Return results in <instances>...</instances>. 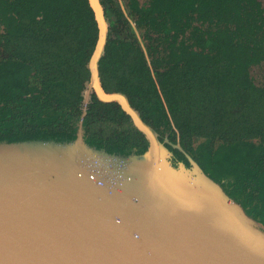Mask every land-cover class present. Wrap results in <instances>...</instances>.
<instances>
[{"label":"trees","instance_id":"16d2710c","mask_svg":"<svg viewBox=\"0 0 264 264\" xmlns=\"http://www.w3.org/2000/svg\"><path fill=\"white\" fill-rule=\"evenodd\" d=\"M99 1L103 90L125 95L172 165L194 161L264 225V0ZM98 33L89 0H0V141L81 127L109 153L148 149L118 101L92 90L83 114Z\"/></svg>","mask_w":264,"mask_h":264},{"label":"water","instance_id":"95a60500","mask_svg":"<svg viewBox=\"0 0 264 264\" xmlns=\"http://www.w3.org/2000/svg\"><path fill=\"white\" fill-rule=\"evenodd\" d=\"M89 3L99 33L83 114L92 90L118 101L148 149L109 153L81 127L71 140L0 141V264H264L258 221L194 161L195 175L172 165L125 95L103 90L107 23L100 1Z\"/></svg>","mask_w":264,"mask_h":264},{"label":"rangeland","instance_id":"374dc122","mask_svg":"<svg viewBox=\"0 0 264 264\" xmlns=\"http://www.w3.org/2000/svg\"><path fill=\"white\" fill-rule=\"evenodd\" d=\"M140 36V35H139ZM160 149H161V159H162V161H164V159L167 157V150L166 149H164V147L163 146H161L160 145ZM188 172H190V173H193L194 175H195V172L196 171H198L199 172V170L197 169V167L195 166V165H193V166H189V168H188V170H187ZM197 173V172H196ZM257 226H258V228L260 229V230H262L263 232H264V227H263V225L261 224V223H258L257 222Z\"/></svg>","mask_w":264,"mask_h":264},{"label":"flooded vegetation","instance_id":"af4514ba","mask_svg":"<svg viewBox=\"0 0 264 264\" xmlns=\"http://www.w3.org/2000/svg\"><path fill=\"white\" fill-rule=\"evenodd\" d=\"M123 9L125 10V7L123 6ZM125 12H126V10H125ZM261 223V222H260ZM262 224V223H261ZM263 225V224H262ZM263 227H264V225H263Z\"/></svg>","mask_w":264,"mask_h":264}]
</instances>
